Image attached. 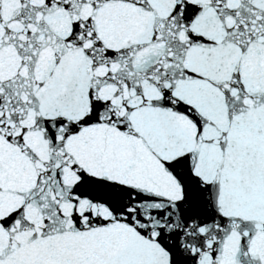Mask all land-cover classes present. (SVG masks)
<instances>
[{
	"label": "snow or ice",
	"instance_id": "obj_1",
	"mask_svg": "<svg viewBox=\"0 0 264 264\" xmlns=\"http://www.w3.org/2000/svg\"><path fill=\"white\" fill-rule=\"evenodd\" d=\"M0 264H264V0H0Z\"/></svg>",
	"mask_w": 264,
	"mask_h": 264
}]
</instances>
